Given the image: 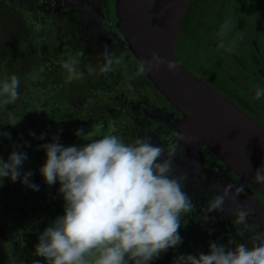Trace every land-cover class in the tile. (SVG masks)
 Segmentation results:
<instances>
[{
	"label": "flooded vegetation",
	"instance_id": "1",
	"mask_svg": "<svg viewBox=\"0 0 264 264\" xmlns=\"http://www.w3.org/2000/svg\"><path fill=\"white\" fill-rule=\"evenodd\" d=\"M115 1L0 0V77L15 75L20 80V96L16 103L0 104V131L11 134V139L0 137V157L7 161L14 143L25 145L28 142L30 147L19 149L28 156L22 172L31 170L34 174L30 182L39 186V190L34 191L19 180L3 179L0 186V264H31L33 259L46 264L43 257L34 255L35 245L39 242V234L63 214L64 200L58 192L59 182L49 186L40 173L46 153L37 146L52 142L58 130L63 129L59 135L60 143L65 146L84 143L74 130L83 127L87 132L101 121L105 131L111 122L116 129L114 134L126 143L152 136L153 143L166 144L160 140L165 127L183 133L182 112L145 73L135 75L139 61L119 32ZM246 1L238 0L233 10L235 18L230 20V32L237 30L242 34L249 16L254 18L252 36H246L248 43L241 35V40L235 43L225 38V44L231 45L233 51L218 47L220 37L215 28L216 24H223L221 14L218 18L221 23L218 20L207 23L205 34L198 39L201 48L195 55L198 61L193 62L199 74L190 71L264 125V97L254 99L255 87L264 88V9L260 15L254 13ZM30 21L39 23L40 31H35ZM106 45L122 58V62L114 64L112 72L101 74L99 67L104 63L101 54ZM203 45L206 50L202 49ZM234 49L238 54L244 52L240 55L245 59L242 60ZM77 52L83 53L77 69L84 77L65 83L67 72L61 67V61ZM233 65L241 68L239 73ZM90 66L96 70L91 75ZM10 114L20 118L15 127L8 124ZM30 132L37 137L41 133L47 135L40 140ZM181 149L174 160V175L186 174L183 188L196 208L181 220L179 232L183 242L150 264H172L177 254H206L210 241L227 244L233 239L236 244L248 243L251 247L254 238L264 239V194L205 145L191 149L182 141ZM228 183L233 185V191L236 187L244 189L237 199L250 209L246 228L233 224L234 202L230 199H226L223 213L214 210L208 213L207 222L200 219L210 198L222 192ZM238 229L244 230L243 237ZM229 247L235 248V244Z\"/></svg>",
	"mask_w": 264,
	"mask_h": 264
},
{
	"label": "clouds",
	"instance_id": "2",
	"mask_svg": "<svg viewBox=\"0 0 264 264\" xmlns=\"http://www.w3.org/2000/svg\"><path fill=\"white\" fill-rule=\"evenodd\" d=\"M30 23L35 25V31H40L39 23ZM231 27L232 22L226 19L218 31V47L228 52L233 48L224 41ZM101 55L104 60L99 67L101 74L112 72L113 65L122 62L107 45ZM82 56V52H77L61 61L67 72L65 83L83 79L84 73L77 69ZM161 66L172 74L179 70L175 60L152 51L150 58L139 61L135 75L159 70ZM95 71L91 66L88 68L90 75ZM19 88L17 76L0 77V104H15L20 96ZM254 93V99L260 100L264 88L257 86ZM19 120L10 114L8 124L15 127ZM62 131L52 136V142L37 146L46 153L39 171L47 185L59 182L64 212L39 234L35 256L43 257L46 264H150L183 242L179 232L181 220L191 215L196 205L183 188L186 174L174 175V160L178 150H182L181 142L194 138L186 140L180 131L165 127L160 140L166 144L153 143L152 136L126 143L114 134L116 129L111 122L105 131L101 121L87 132L83 127L74 130L84 143L65 146L60 143ZM29 134L40 140L47 135ZM0 137L11 139V134L0 131ZM12 146L14 150L7 161L0 157V186L4 178H10L38 191L39 186L29 179L34 173L22 172L28 156L19 149L31 145L25 142ZM253 179L264 184V165L255 169ZM232 189L233 185L228 183L222 192L213 195L200 219L207 222L208 213L214 210L223 213L225 201L230 199L234 202L233 224L246 228L250 209L237 199L244 189ZM238 234L243 237L244 230L238 229ZM233 243L235 248L229 247ZM31 264L41 261L33 259ZM172 264H264V239L254 238L251 247L248 243L236 244L233 239L227 244L210 241L208 253L177 254Z\"/></svg>",
	"mask_w": 264,
	"mask_h": 264
},
{
	"label": "water",
	"instance_id": "3",
	"mask_svg": "<svg viewBox=\"0 0 264 264\" xmlns=\"http://www.w3.org/2000/svg\"><path fill=\"white\" fill-rule=\"evenodd\" d=\"M192 2L116 0L117 27L138 61L150 58V53L156 51L179 65L175 74L164 66L145 74L182 112V132L186 140L194 138L185 144L191 149L205 145L264 194V184L253 179L255 169L264 165V125L192 73L176 54Z\"/></svg>",
	"mask_w": 264,
	"mask_h": 264
},
{
	"label": "rangeland",
	"instance_id": "4",
	"mask_svg": "<svg viewBox=\"0 0 264 264\" xmlns=\"http://www.w3.org/2000/svg\"><path fill=\"white\" fill-rule=\"evenodd\" d=\"M246 3L250 4L251 8L253 9V12L258 13L259 15H260V11L261 10L263 11L264 9V0H254L252 2H248L247 0ZM237 4H238V0H197L196 3L194 4L192 3L191 5L192 10H190V19L188 20L186 16L185 20L188 21H186L185 23L184 20L183 26L181 28L178 37V41L176 45V54L185 64V66L195 74H199V73L196 71L195 62H193V58L195 55L196 46H198V39L205 34L206 32L205 29L208 27L207 26L205 28V25L209 22L211 23L215 20H218V18L221 17V14H222L221 21L223 23L227 18L229 20H232L233 18H235L233 16V10H235ZM218 21L220 22V19ZM238 22L242 24L239 20ZM254 23H255V19L249 16L245 25L246 28H244L242 34L237 30L230 32L229 35L227 36V40L228 41L231 40V43H235V41L241 40V35H242L245 41H247L248 43L246 36H252L253 30L251 29ZM216 25L218 27L215 29L218 32L221 24L220 25L216 24ZM202 49L206 50L205 45H203ZM234 52L238 54V52L235 49ZM240 54H244V52L239 53L238 55ZM240 57L242 58V60L245 59L244 56L240 55ZM233 67L235 69H238V73L240 72L241 68H239L236 65H233ZM243 72L245 71L243 70Z\"/></svg>",
	"mask_w": 264,
	"mask_h": 264
},
{
	"label": "trees",
	"instance_id": "5",
	"mask_svg": "<svg viewBox=\"0 0 264 264\" xmlns=\"http://www.w3.org/2000/svg\"><path fill=\"white\" fill-rule=\"evenodd\" d=\"M196 1H197V0H194L193 4L196 3ZM187 18H188V20L190 19V12L188 13ZM188 20H185V23H186V21H188ZM199 46H200V45L196 46L195 55L197 54V49H198V48H199V49L201 48V46H200V47H199ZM195 55H194L193 61H195V60L198 61V59H195V58H196Z\"/></svg>",
	"mask_w": 264,
	"mask_h": 264
}]
</instances>
